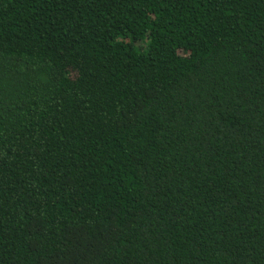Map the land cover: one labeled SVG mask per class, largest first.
Segmentation results:
<instances>
[{
  "label": "trees",
  "instance_id": "16d2710c",
  "mask_svg": "<svg viewBox=\"0 0 264 264\" xmlns=\"http://www.w3.org/2000/svg\"><path fill=\"white\" fill-rule=\"evenodd\" d=\"M0 264H264V0H0Z\"/></svg>",
  "mask_w": 264,
  "mask_h": 264
}]
</instances>
